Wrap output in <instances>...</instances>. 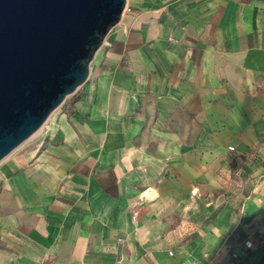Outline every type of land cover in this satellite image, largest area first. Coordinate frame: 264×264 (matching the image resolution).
<instances>
[{
  "label": "crops",
  "instance_id": "1",
  "mask_svg": "<svg viewBox=\"0 0 264 264\" xmlns=\"http://www.w3.org/2000/svg\"><path fill=\"white\" fill-rule=\"evenodd\" d=\"M92 63L0 162V264H264V0H128Z\"/></svg>",
  "mask_w": 264,
  "mask_h": 264
},
{
  "label": "water",
  "instance_id": "2",
  "mask_svg": "<svg viewBox=\"0 0 264 264\" xmlns=\"http://www.w3.org/2000/svg\"><path fill=\"white\" fill-rule=\"evenodd\" d=\"M128 0H0V162L89 78Z\"/></svg>",
  "mask_w": 264,
  "mask_h": 264
},
{
  "label": "rangeland",
  "instance_id": "3",
  "mask_svg": "<svg viewBox=\"0 0 264 264\" xmlns=\"http://www.w3.org/2000/svg\"><path fill=\"white\" fill-rule=\"evenodd\" d=\"M74 97H75V95L73 94V95L69 96L66 100L69 101V100L73 99ZM60 108H61V106L55 112H58ZM44 127L39 131L38 134L34 135L31 139H29L27 142H25L23 145H21L18 149H16L12 153V155L14 154L13 156H15L16 154H18L20 152L27 151L30 148H33L34 146L38 145L44 137Z\"/></svg>",
  "mask_w": 264,
  "mask_h": 264
},
{
  "label": "built area",
  "instance_id": "4",
  "mask_svg": "<svg viewBox=\"0 0 264 264\" xmlns=\"http://www.w3.org/2000/svg\"><path fill=\"white\" fill-rule=\"evenodd\" d=\"M230 149H231V150H233V147H231ZM133 219L135 220V219H136V217H135V216H133ZM119 241L121 242V241H122V239H119ZM245 245H246L247 247H250L251 243H250L249 241H247V242L245 243Z\"/></svg>",
  "mask_w": 264,
  "mask_h": 264
},
{
  "label": "bare ground",
  "instance_id": "5",
  "mask_svg": "<svg viewBox=\"0 0 264 264\" xmlns=\"http://www.w3.org/2000/svg\"><path fill=\"white\" fill-rule=\"evenodd\" d=\"M38 133H39V131H38L36 134H38ZM36 134H35V135H36Z\"/></svg>",
  "mask_w": 264,
  "mask_h": 264
}]
</instances>
